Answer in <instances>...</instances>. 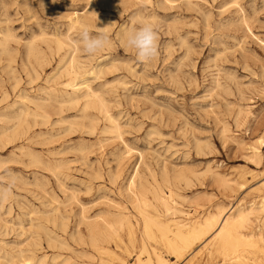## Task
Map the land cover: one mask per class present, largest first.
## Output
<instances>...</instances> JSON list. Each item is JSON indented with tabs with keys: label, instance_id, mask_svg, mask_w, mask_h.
<instances>
[{
	"label": "rangeland",
	"instance_id": "rangeland-1",
	"mask_svg": "<svg viewBox=\"0 0 264 264\" xmlns=\"http://www.w3.org/2000/svg\"><path fill=\"white\" fill-rule=\"evenodd\" d=\"M68 16L85 23L70 27ZM146 22L158 33V54L140 62L125 33ZM84 27L93 35L104 28L108 45L87 54L77 42ZM57 40L66 45L58 49ZM72 61L87 72L75 82L89 85L95 96L88 101H70L63 86ZM0 88V186L15 179L11 195L0 200V264L44 255L91 264L93 251L69 235L85 234L98 216L129 211L139 233L126 190L135 173L165 192L171 188L174 205L191 215L258 201L248 191L264 180V147L258 165L246 143L264 135V0H0ZM212 171L234 183L220 185ZM249 171L263 173L251 180ZM240 174L250 180L243 188ZM202 245L175 264H205ZM219 263L216 257L206 264Z\"/></svg>",
	"mask_w": 264,
	"mask_h": 264
},
{
	"label": "bare ground",
	"instance_id": "bare-ground-1",
	"mask_svg": "<svg viewBox=\"0 0 264 264\" xmlns=\"http://www.w3.org/2000/svg\"><path fill=\"white\" fill-rule=\"evenodd\" d=\"M134 2H136V1H134ZM168 3H169V1H168ZM86 7H88V6L86 5ZM109 7H112V6L109 5ZM74 13H76V12H74ZM139 16H141V15H139ZM204 19H206V18L204 17ZM84 23H85V20L81 19L79 16L69 17V26L70 27H75L77 25L81 26ZM90 26H92V25H90ZM103 30H104V28H103ZM41 34H43V33H41ZM51 36H53V35H51ZM38 38H39V36H38ZM30 42L31 41H29V43ZM77 42H79V40ZM64 45H66L65 41L57 40L58 49H61L62 46H64ZM74 45L76 46V44H74ZM31 49H32V47H31ZM76 51H74V52H76ZM55 53H56V51H55ZM185 53H187V52H185ZM70 57H71V55H70ZM74 59H75V57H74ZM70 60H72V59H70ZM44 61L46 63V60H44ZM75 61H76V59H75ZM65 63H67V62H65ZM64 64L61 67H64ZM37 65H38V63H37ZM69 68H70L69 74H71L72 76L70 77V81H68V82L65 81L66 83L63 85L64 87H66L67 89H69L71 91L70 92L71 96L69 97V100L72 101V100L78 99L79 97H82V98H85L88 101L89 98H92L93 96H95V95H93V91L90 89L89 85L85 81H80L78 83L75 82V79L80 78L83 75V73L85 74L86 71L82 69L83 67L80 68L79 66H74L73 61H72V64L70 65ZM1 70H3V69H1ZM58 70H59V68H58ZM89 70H90V68H89ZM89 73H90V71H89ZM25 74L27 75V72ZM43 77H44V75H43ZM53 78L54 77H52V79ZM30 81H31V79H30ZM30 81H29V83H30ZM120 81L121 80H119V82ZM104 83H105V80H104ZM16 85H17V83H16ZM65 93L67 94L66 90H65ZM30 99H32V98H30ZM102 101H103V99H102ZM102 101H99V107L98 108H100L105 120L109 123L110 129L113 130V131H117L118 132V128H119L118 123L116 122L115 118L109 113L108 109H106L104 107V104H103ZM78 102H79V99H78ZM94 102L96 103V101H94ZM105 102H107V101H105ZM31 104H32V102H31ZM9 105H10V103H9ZM83 105H84V102H83ZM85 105L89 106L90 102L88 104L86 103ZM68 108H70V107H68ZM52 111H53V108H52ZM50 112H51V110H50ZM61 112L62 111H60V113ZM24 115H25V113H24ZM53 115L55 116V114H53ZM242 115H243V113H242ZM70 118L71 117H69V119ZM62 119H64V118H62ZM69 122H70V120H69ZM13 123H15V122H13ZM13 123H12V125H13ZM4 124H6V126H7V123H4ZM70 125H71V123H70ZM16 129H17V127H16ZM220 129H221V127H220ZM52 130H54V129H52ZM261 131L263 132V130H261ZM15 132L18 133L19 131L17 132V130H16ZM56 134L58 135L59 133H56ZM12 135H13V133H12ZM19 135H20V133H19ZM18 138H19V136H18ZM9 139L7 138V140H9ZM1 141H3V139ZM5 142H6V140H5ZM45 142L46 141H44V143ZM246 144H247L246 149L250 153V158L253 161H255V163H257L259 165V163L261 161V158H262V148L264 147V135H259V136L255 137L253 139H250V141L248 143H246ZM70 148H72V147H70ZM55 150H56V148H55ZM76 151H78V150H76ZM119 151H122V150H119ZM52 153H53V151H52ZM201 153H203V151ZM49 154H50V152H49ZM119 154H120V152H119ZM28 157H31V156H28ZM97 159H98V157H97ZM120 159H121V157H120ZM64 168H65V166H64ZM243 168H245V167H243ZM55 169L56 168H54V170ZM160 171H162V170H160ZM262 173H263L262 171L250 172V179L253 180L257 176H260ZM211 175H212V178L214 179L213 181H215V182L217 181V182L220 183V185H223L225 187H231V184L234 183L232 179H228V178H226V175L225 176L221 175L218 172H213L212 171ZM152 178H150V179H152ZM181 178H183V180L187 181V178L185 176H181ZM212 178H211V180H212ZM155 181L156 180L154 179V182ZM248 181H250V180H248L244 176V174H240L238 176L237 184H239L240 188H243L244 186H246ZM215 182H213V183H215ZM258 182H260V181H258ZM192 183H193V181H192ZM162 188L163 187H161V185L159 183L158 184H156V183L150 184L149 182L148 183H144L141 180L136 179V173L132 176V178L128 182L127 189H126L127 193H128L127 197H129V200L131 202L132 207L136 210V212L138 214V215H134V216H136L135 219L139 220L140 224H141V229L139 230V233H137L135 231L134 223L131 220V217L133 215L132 214L130 215V212L127 211L126 213L124 212L122 214H119V213L117 214L116 213L115 215L111 216L110 218L109 217H104V216H98L99 218L97 220H92V221L86 223V227L84 226L86 228L85 234H83L81 231H77L75 235L74 234L69 235L70 238H72V241H73L75 239V237H77L78 239L82 240V242L84 244H86L93 251L92 260H95V262L93 261L91 264H132L127 259L130 256L134 257V262H133L134 264H175V263L181 261L188 254L194 252L196 247L199 244L200 245L203 244L202 248L205 250V253H204L205 264L210 262L211 260H213L216 257L220 258V262L221 263H219V264H264V180L261 181L259 184L251 187L249 189V191H248L249 194L256 193L258 201L253 200L252 202L249 203V205H245L242 202L238 203L235 206L231 204L232 206H230L228 209L223 207V206L216 205L213 210H209V211H207L205 213L202 212L201 214H199L200 212L197 213V211L194 210L192 215L190 213H188V212H186V211H184V210H182V209H180V208H178V207H176L174 205L173 195L175 193H174V191L171 188L168 187L167 188V192L163 191L164 189H162ZM96 199L97 198H95V200ZM109 200L111 201V199H109ZM57 211H58V208H57ZM252 217H255L257 219V221L255 223L252 221ZM56 226H57V229H59V226L58 225H56ZM36 229H37V227H36ZM59 230L62 233L65 232V229H63V227H62V229L60 228ZM53 234H54V239L58 242V244H59V246L61 248H62V246H65V248H67V249L69 248L70 245L68 244L66 238L61 237V235L58 234L56 231H54ZM123 236H124V238H123ZM4 251H5V249H4ZM118 251L121 252V253H119ZM45 254H46V252H45ZM123 254H125V256H127V257L123 256ZM58 256L59 255H53L51 257V259H50V262L48 260H46L47 257L44 255V256L40 257L39 259H37V261H35V262H29V260H25V261H22V264H67L68 258H64L62 261L58 262L56 260L58 258ZM69 259H70V257H69ZM171 259H174V260H171Z\"/></svg>",
	"mask_w": 264,
	"mask_h": 264
},
{
	"label": "clouds",
	"instance_id": "clouds-1",
	"mask_svg": "<svg viewBox=\"0 0 264 264\" xmlns=\"http://www.w3.org/2000/svg\"><path fill=\"white\" fill-rule=\"evenodd\" d=\"M158 33L151 22L143 23L139 28H135L126 33V44L136 51V56L140 62H149L158 54ZM79 42L83 45V50L94 55L103 50L109 43V36L103 30H99L93 35L87 27L80 30ZM13 179L6 187L0 186V200L7 199L14 187Z\"/></svg>",
	"mask_w": 264,
	"mask_h": 264
}]
</instances>
